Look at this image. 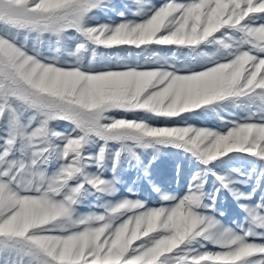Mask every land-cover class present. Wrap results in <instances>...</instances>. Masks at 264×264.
I'll return each mask as SVG.
<instances>
[{
    "label": "snow or ice",
    "instance_id": "obj_1",
    "mask_svg": "<svg viewBox=\"0 0 264 264\" xmlns=\"http://www.w3.org/2000/svg\"><path fill=\"white\" fill-rule=\"evenodd\" d=\"M0 264H264V0H0Z\"/></svg>",
    "mask_w": 264,
    "mask_h": 264
},
{
    "label": "rangeland",
    "instance_id": "obj_2",
    "mask_svg": "<svg viewBox=\"0 0 264 264\" xmlns=\"http://www.w3.org/2000/svg\"><path fill=\"white\" fill-rule=\"evenodd\" d=\"M118 3L126 2V0H117ZM117 48H131L133 46H115ZM167 47V46H164ZM101 51H110L106 49H101ZM113 56L117 55L116 52L112 53ZM142 63H146V61H142ZM226 118L227 114H225ZM129 118H132L129 116ZM189 123L199 126V127H210V128H218L222 127V121L219 117L212 115H202L193 117ZM177 163H180L184 168V176L183 178H178L176 176L175 168ZM189 165L184 160L183 156L173 150L172 152L166 153L162 156L154 165L153 174L154 178L161 183L166 189L174 191L176 193H181L184 190L185 182L188 174ZM110 175V174H106ZM124 186L121 190V195L127 194V187L131 185L132 181L135 180V174L132 171H126L123 176ZM134 198H141L145 201L150 202L152 205H155L157 202V195L151 190V186L147 183L141 182L137 185V195ZM95 200L89 199L85 205L82 206V212L94 211ZM219 206L221 211L224 213L223 217H220L224 223L233 225L236 222H241L242 217L237 208L236 203L231 199L228 195H223L219 201Z\"/></svg>",
    "mask_w": 264,
    "mask_h": 264
}]
</instances>
